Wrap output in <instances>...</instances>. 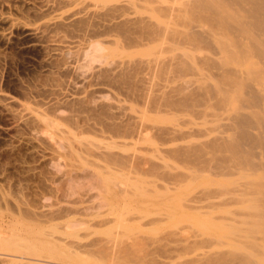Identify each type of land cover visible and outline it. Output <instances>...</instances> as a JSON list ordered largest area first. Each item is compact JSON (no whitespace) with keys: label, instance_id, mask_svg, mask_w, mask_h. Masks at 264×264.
<instances>
[{"label":"rangeland","instance_id":"rangeland-1","mask_svg":"<svg viewBox=\"0 0 264 264\" xmlns=\"http://www.w3.org/2000/svg\"><path fill=\"white\" fill-rule=\"evenodd\" d=\"M165 1L162 0L164 2L162 3L161 0H157L159 4L156 1L151 4L153 8L150 10V16L152 21L157 23L153 22L149 30L153 32L156 27L167 23V15L164 13L160 15L162 9L157 12L162 5L168 8L169 3L170 6L181 5L180 10H183L180 19H175L176 25L173 23L174 20L173 24H170L169 28H174L168 29V32L161 36L152 35L155 39L150 36L147 46H135L127 50L123 56L144 59L146 55L145 59L151 62L163 59L168 63L174 59L178 61V58L181 62L188 61L190 68L180 72V81L178 76L175 77L176 82L174 80L173 82L186 91L195 84L196 87L203 85V88L197 87V90L203 89L205 92L196 91L195 96L204 98L209 95V101L205 99L206 104L201 101L204 106L196 107V102L189 97V100L186 98L188 101L182 99V108L180 104L179 107L177 105L178 108L174 107L176 111L174 108H151L148 106V99L143 100L142 96H128V98L129 94L127 92L124 94L126 90L123 89L126 88L127 83L125 81L121 83L120 76H118L119 80L117 77L113 79L114 76H108V67L114 66V63L111 62L109 66L106 62L110 59L104 56L103 60L102 57L93 60L89 56L88 58L84 56L82 61L74 65L70 75L56 72L54 67H50V70H41L38 65V58L42 56L39 48L18 45L14 35L7 43L0 41L2 92L19 96V99L25 101L30 98V94L26 93L28 90L26 87L36 88L41 83L53 85L58 84L59 81L60 85L67 87L70 85L69 88L74 86L79 93L80 89L84 91L81 94H85L84 99L86 97L85 101L88 102L84 105H89L86 106L88 109L83 106L86 109H84L85 115L88 114L89 120L98 123V126L95 125L97 129H94L96 127H87L86 121L82 122L83 119H79V116L73 114L74 116H71L73 119H70L66 116L72 115L69 106L56 112L61 116L60 120L63 121L64 128H69L71 133L72 129H75L73 133L78 132L76 134L80 136L82 129L79 128L83 123V126L86 125L87 128L82 127V131L85 132H82L80 137L82 141L85 140L83 142L89 146L88 148L95 146L98 148L94 147V150L99 151H95L94 156L92 153L89 155L85 153L82 157L76 156L75 153L73 156V152L60 145L57 137L49 138L47 133L43 134L44 131L35 127L31 121L25 124L27 126L19 125L13 130L11 128L12 135H19L24 139L20 138L19 142L13 138V141L11 138L5 139L6 135L0 128V191L8 196L11 193L12 197L14 195L19 201V211L9 212V208L0 207V234L7 236L8 239L5 241L7 244L19 245L18 264H264V145L253 150L245 146V151L230 149L232 147L234 149L237 144L231 136L234 134L233 107L239 106L240 103L236 94L237 89L233 86L227 87L222 80L225 77L224 73L230 69L229 66L233 64L244 66V56L231 61L230 51L224 54L223 51H219L217 55L218 49L216 52L214 46L216 47L219 42L216 48L220 47L221 37H224L223 41L227 39L222 28L214 23V14H207V17L205 12H201L202 15L196 12L191 15L184 10V4L190 0L167 1L166 5ZM9 4L11 8H4L6 11L9 10L21 18L32 16L31 11L20 0H10ZM154 4L157 8L160 6L158 9L155 8L156 12ZM19 7L22 12L17 13L15 8L19 9ZM214 24L217 25L213 27ZM6 25L0 23V29L5 28ZM201 27L205 28L204 30L209 32L211 37L215 36L217 39L210 37L208 40L210 35L207 33L206 41L196 39V42H193L192 38H188L192 29L197 28L193 32L197 31L200 34ZM204 30L201 34H205ZM189 31L191 32L188 33ZM15 32H19V27H16ZM232 46L233 44L230 49L236 51L237 48ZM213 50L216 53L214 55ZM248 54L247 59H251L253 53ZM208 60H215L214 63L212 62L214 65ZM54 62L55 66L57 62ZM215 62L221 65L216 64L218 66L216 67ZM225 64L227 65L222 67ZM220 69L224 71L223 74H220ZM215 72L220 74L219 77ZM262 75L264 76V74L259 75L260 78ZM222 76L224 77L221 78ZM168 77L170 78L167 75V79ZM162 78L165 82L166 75ZM217 79H220L222 84H219L220 80ZM257 80L254 81L255 84L263 81ZM171 83L170 80L167 84ZM213 83L215 88L211 87ZM94 84L97 85V89L91 92L90 89L95 87ZM219 85L220 87H217ZM99 86L101 87L98 88ZM206 86L218 92L204 89ZM226 87L229 89L225 90ZM198 98L195 100L198 101ZM200 98L198 104L201 103ZM220 103H223L221 104L223 106ZM74 106L70 107L75 111L79 109H74L78 105ZM73 110L72 112L76 113ZM244 111L252 115L256 111L259 116L255 114L254 119L256 116L264 117V108L250 107ZM65 117L69 119L64 120ZM7 118L0 112V126H5L2 123H7ZM229 118H232V121ZM76 123L80 126L77 127ZM136 124L141 126V129L135 126ZM162 128L185 131L172 140L173 138L157 136L156 133ZM138 129L141 130L139 134L135 133ZM4 135L3 140L1 137ZM23 135L37 137V140L31 144L26 143ZM79 136L77 138H80ZM48 146L49 151L52 149V154L55 150L50 157L47 154ZM194 146L196 152L198 146V152L196 154L194 152L191 157L184 158L174 153L182 148L188 149ZM40 147L44 149L43 151H47L43 153L44 157L41 155ZM238 157L243 160H239ZM42 211L46 213L44 216H40L44 214ZM2 219H4L3 223ZM2 239L3 237L0 241L4 242ZM0 253L4 251L0 249Z\"/></svg>","mask_w":264,"mask_h":264},{"label":"bare ground","instance_id":"bare-ground-1","mask_svg":"<svg viewBox=\"0 0 264 264\" xmlns=\"http://www.w3.org/2000/svg\"><path fill=\"white\" fill-rule=\"evenodd\" d=\"M20 1L23 4H25L26 7L31 11V14L33 17L31 16L32 17V18L30 17L31 19L28 17L23 18L24 16L21 18V16L18 17L14 13L10 12L9 10L6 11L4 8H11V5L9 4L10 0H0V23H6L7 24L5 28L0 29V41L2 43H7L11 39V37H13V35H14L17 38L18 45L20 44L21 46L38 47L40 50V56L42 54L41 58L40 59L38 58V61H39L38 65H40L39 67L41 68V70L42 69L45 70V69H49L50 67L51 68L54 67L56 72H65V74L66 73L70 74V72H72V70L74 68V65L75 64L77 65L79 61H82L81 59L84 56L85 57L89 56V58L93 59V60L96 58H98V60H99V58H101V57L103 60V56H104V58H108V60L110 59L109 62L108 61L106 62V63H109V66H110L111 62H112V64L114 63V66H112V67L110 66L111 68L108 67L109 68L108 76L109 75L111 77L114 76L115 78H113V79H116V77H117V80H119L120 77H122L121 83H123L124 81L127 83V84L124 83V84H126V88L123 84H121V86L122 87L124 86V88H125L123 90L124 91L126 90L124 92V94L127 92V94H129V95H127V97L128 96H132V97H135V96L141 97L142 96L143 100H144V98L146 100L148 99L147 101L149 103L148 102L147 103L149 104L148 106H150L151 108H156V109L169 108V109H172L174 107L176 108L177 105L179 107V104L181 107V106H183L182 99L186 100V98H188V100H189V97L191 99H193L194 102H196V104L192 102L193 104L196 105V107H199V105L204 106L202 104V102L204 104H206L209 101L210 98H208L209 97L208 94H207L208 97L203 96V95H205V93H203V95L200 94L204 98H200V96L196 95L201 99L200 102L202 101L200 104H198L199 103L198 97H197L198 101L195 100V99H197L195 96L196 91L199 92V91L203 90V89L197 90V87H199L198 83H197V85H198L197 87H196V84L195 85L193 84L195 86V88H194V86L190 87L193 89L189 88V90H187V91H186V89L181 88V86H178L177 83H174V82H176L175 77L178 78V76H179V80L178 79L177 80L180 81L181 78H180L179 74H181L182 71L187 70V68L189 67V63H187L188 61L187 62H181V61H179V58H178V61L177 60L174 61L175 60L174 59L172 61H169L168 63H167V60H165L166 61L165 62L163 59H161V60L158 59V60H155L154 62H151V61L145 59L146 55L144 56V59L143 58H138V59L126 58L123 56L124 54H126L127 50H129L135 46H137V47L141 46V45L147 46L149 39H151L150 36L151 37H153L154 35H160L161 36V34L168 32V29L172 30L174 27H172V29L169 28L171 26L170 24L172 23V21L174 20L173 21V23H174V22H176L175 19H177V18L180 19V17H181V13L183 11V10L182 11L180 10L181 5L177 7V4H175L176 6L174 4L172 6V4H171V6H170V3H169L168 8L164 7V5H162L161 8H159L160 7L159 6L158 7L159 11L157 13H159L162 9V12H160V15L162 13H164V15H167L168 20H167V23L164 24V26L161 25V27H156L155 30L153 29L154 31L152 32V30H149V26L153 25L154 21H152V19H151L150 10L153 8L152 3L154 1L157 2V0H154V1H152V0H20ZM167 1L170 2V1H174V0H166L165 5H166ZM186 1H188V0H186ZM161 2H162V0H161ZM168 2H167V4H168ZM157 3L159 4L160 2H157ZM162 3H164V2H162ZM179 3H180V1H179ZM157 5H155L154 10H155V8H157L156 7ZM184 8H185L184 10L188 13L190 12L191 15L195 14L196 12L200 13L198 15H202L203 13H201V12H205L206 15L207 14L208 15L214 14L213 18H215V19L212 18L214 20V23H217L218 26L222 28V32H224V36L226 37L225 39H227V40L223 41L224 37L223 38L221 37L220 38L221 39L220 47H218V48H216V47L219 43L218 42L219 39L216 40L218 42L217 45L215 44L216 47L214 46L215 42L212 43L216 52L218 49L217 55H219V51H223L222 54H224V52L230 51L231 58H232V60L230 59L231 61H234V60L236 61L237 59H241L243 56H244L243 58L245 59V61H243V62H245L243 64L244 65L243 67H242V65L240 66L239 64H237V66H235L236 64L231 65L232 67L229 66L230 69L228 66H227L228 68L225 67V68H227V70L229 69L227 71L224 68L227 71V73L225 72L226 74L224 73L223 70L220 69V74L223 71L224 76H225V77L222 76L221 78H223V77L226 78V79H224V78L222 79L223 82H225L223 84H225L229 88H230V86L231 87L233 86L234 88L237 89V91H236L237 93L235 92V90H234V93L238 94V96H239L238 99H239V103H240V104H238L239 106L236 105L233 107L234 111H233L232 118H233L234 122H232V123L234 124V126L231 124V128L233 126L234 134L233 135L231 134V136L234 137L233 139L237 142V144L234 146V149H233V147L230 149H232L233 151H243V150L245 151V149H244L245 146H248L252 150L258 146H263L264 145V117H262V118L257 117L259 115L256 114V111H255V114L257 116H256V119H254L255 114H253V115L249 114V112H245L244 110L247 108L249 109L250 107H256L259 109L264 108V82H263L264 76L262 75L263 77L261 76V78L259 76L261 74H264V0H190V1H188L187 4L186 3L184 4ZM15 9H16L17 13L22 12L20 7H19V9H17V8H15ZM157 9L155 10V12L157 11ZM164 15H163V17H164ZM206 15H204V16H206ZM208 15H207V17H208ZM210 21L213 22L212 20H210ZM154 23H157V22H154ZM217 24H214L212 26L214 27ZM185 25H186V23H185ZM16 27H19V32H17V33L15 32ZM210 28H211V25H210ZM221 28H218V29H221ZM204 29L202 28L201 32ZM193 30L195 31V30H197V28L192 29V32L191 31L188 32V33L191 32L190 34H188L190 37H188V35L186 34L188 38H192L194 40L193 42H196L195 41L196 39H199L200 41L201 40L206 41L207 40L206 39L207 34L210 35V33L209 32L207 33L206 30H204V31H206L205 34H201V32H199V30H198V32L200 34H198L197 31L193 32ZM208 31H210V30H208ZM170 32H172V31H170ZM213 32H215V31L213 30ZM217 33H215V34H217ZM221 34H223V33H221ZM205 35H206V37H205ZM202 37L203 38L205 37V38L203 39ZM210 37H211V35L208 37V40ZM157 38H158V36H157ZM212 38L217 39L215 36L211 37L210 39H212ZM180 39H182V38H180ZM176 41H177V39H176ZM210 41L213 42V40H210ZM187 43H189V41ZM232 44H233V46H235V49L237 48L236 51L230 49ZM215 50H213V55L215 53L214 52ZM248 53H250V54L253 53L251 56V59L250 58L247 59ZM222 54L220 53V56ZM230 54L225 53V55H230ZM250 54H248V55H250ZM253 55L255 57H253ZM220 56H219V58H221ZM225 57H227V56H225ZM228 58H230V56ZM252 58H254V59H252ZM255 58H256V60H255ZM169 60H171V59L169 58ZM54 61L57 62L55 64V66L53 64ZM89 61H91V60H89ZM214 61H211V63L212 62L214 63ZM179 62H181V63H179ZM229 62H227L228 65H230ZM194 63H195V61H194ZM213 63H212V65H214ZM221 63H222V61H221ZM216 64H218V66L221 65V64L215 62V66H216ZM227 64L223 65L222 67L226 66ZM215 66H213V67H215ZM218 66H216V67H218ZM210 68H211V66H210ZM214 70H216V69H214ZM215 73H217V72H215ZM157 74H159V75H157ZM217 74H218L217 76L219 77L220 74L219 73H217ZM62 75H63V73H62ZM163 75L164 76L166 75V81L169 79L167 83H170V80H171L172 83H174V85L172 83H171L172 85L167 84L166 81L164 82L165 79L163 80V78H162ZM167 75L170 76V78L172 77V79H170L169 77L167 79ZM118 76H120V77L118 78ZM154 76L156 79H154ZM258 76H259V78H257ZM157 77H160L161 79L157 78ZM158 79H160V80H158ZM256 79H258L257 81H259V80L260 81L263 80V81H261L260 84L259 83L255 84L256 82L254 83V81ZM173 80H174V82H173ZM218 80H220V79H217V81ZM200 82H199V84H200ZM226 82L229 85H227ZM59 83L60 82L58 81V84H56V83H54V84L52 83L53 85L47 84L48 86L46 84L44 85L41 83V84H38L36 86V88H31V86L26 87V89L28 88V90L25 89L26 93L30 94V98L27 99L26 97H24V99H27L25 101L23 99H19L18 98L19 96L15 97V96H12L11 94L7 93V92L5 93V92H2V90H0V112L4 113L8 117L7 123L6 122H5L6 124L2 123L5 126H3V127L0 126L1 132H3L6 135L5 139L11 138V140H12V138H13L14 140L19 142V139L21 138V136L19 137V135L16 136L15 134L12 135V133L10 131L11 128L13 130L14 127L16 128L19 125L23 126L28 121H31L35 125V127H37L39 130H42L45 132V133L43 132V134L47 133V136L49 135V138L53 137V139L54 138L56 139V137H57L58 141L60 140L59 141L60 145L66 147V149L68 148L67 150H70L71 152H73V156H74V153L76 154V156H81V157L85 153H88V155L92 153L94 156L96 154L95 151H97L98 149L94 150L95 146L93 148L90 146V148L92 149V150H90V148H88L89 146L85 145V142H83L85 140L82 141V139L80 137L81 134H83L85 132V131L83 132L82 130L86 125H87V127H93V128L96 127L95 125L98 126V123L95 120L94 121L89 120V118L87 117L88 114H87V116L85 115L86 114L85 110L88 109L86 106L88 104L86 106L84 105V104H86L85 102H87V101H85L87 98L85 97V99H84L85 94L84 95L81 94L82 92L84 93V91H81V89H80V93H79V90L75 89L74 86L69 88L70 85L67 87V86L60 85ZM215 83H217V82H215ZM218 83L222 84V81L220 80V81H218ZM66 85H68V84H66ZM184 85H183V87H184ZM186 85H189V84H186ZM200 86H202V87H199L200 89L203 88V85H200ZM209 86H210V84H209ZM100 87L101 86H99L98 88H100ZM207 87L208 86L204 87V89ZM211 87L215 88L214 83H213V86H211ZM217 87H220V85ZM227 87H226V89L225 88L224 89L225 90L229 89ZM96 89H97V85H95V87H93V88L91 87L90 90H91V92H94V91H96ZM90 90H88V91L90 92ZM206 90H210V91L215 90L216 91V89H208V88ZM220 90H221V88H220ZM27 91H29V92H27ZM217 92H215V93H217ZM227 92L228 91H226V93ZM98 93H100V92H98ZM199 93H197V94H199ZM27 95L25 94V96H27ZM184 95H186V96H184ZM28 97H29V95H28ZM205 99H207V102ZM161 100H163V102ZM188 100H186V101H188ZM211 102H209V103L211 104ZM217 103H218V101H217ZM221 104H223V103H220V105ZM74 105L75 106L78 105V106L75 107ZM195 105H193L194 108H196ZM65 106H66V108L69 106V109H71L70 114H72V115H69V114L66 115V116L70 117V119L72 118L71 116L75 115L77 117L79 116L78 117L79 119L82 118L83 119L82 122L86 121L85 122L86 125L83 126V124H84L83 123L81 125L83 128L82 127L79 128V129H82L80 132V136H79V134L78 135L76 134L78 132L73 133V131L75 129H72V133H71V131L68 130L69 128H67V127L64 128L65 125L63 126V121L60 120L61 116H59V114L56 113L58 110H60L61 108L63 109V107H65ZM70 106H74L75 107L74 109H76V108L77 109L79 108V109L75 111ZM83 106L86 107V109ZM221 106H223V105H221ZM112 107H114V106L112 105ZM175 108H174V110H175ZM181 108H180V110H181ZM72 110L76 113H73ZM249 111L251 112V109ZM261 113H263V112H261ZM56 114H58V116ZM57 118H59V119H57ZM62 118H64V117H62ZM232 118L231 119L229 118V119L232 121ZM66 119H67V117H65L64 120H66ZM130 119H131V117H130ZM59 120H60V122H62V124H60ZM209 120H211V119H209ZM188 121H189V119H188ZM74 122H75V120H74ZM120 122L122 123L124 121H120ZM186 123H187V121H186ZM217 123H219V122H217ZM79 124H77V127L80 126ZM25 126H27V125H25ZM62 126H63V128H62ZM106 126H109V125H106ZM135 126H139V125L136 124ZM87 127H85V128H87ZM229 127H230V125H229ZM70 128H74V127H70ZM107 128H106V131H107ZM139 128L141 129V126H139ZM176 128H174V129L173 128H171V129H166V128L163 129L162 128L156 134H158L157 136H161L163 138H169V139L173 138L172 140H174V138L178 137L180 133H184L182 131H185V130H181V132H180L179 129H176ZM94 129H97V127ZM104 129H105V127H104ZM134 129H135V127H134ZM136 129H137V127H136ZM142 129H143V127H142ZM42 131H39V132H42ZM101 132L104 133V131H101ZM140 132H141V130L138 129V132H135V133L139 134ZM112 133H114V132H112ZM230 133H232V132H230ZM185 134H186V132H185ZM5 135L3 137H1V138H3V140H4ZM23 136H24V138H26L25 139L26 141H24L26 143L29 142L31 144L37 140L36 139L37 137L35 138L34 136H31V135L29 137H28V135L27 136L23 135ZM78 136L80 138H77ZM21 139L24 140L23 138H21ZM228 139H229V137H228ZM230 139H232V138H230ZM161 140L162 139H160V141ZM211 140H212V138H211ZM219 140H220V138H219ZM222 140H225V139H222ZM162 141H164V140H162ZM210 143H212V142L210 141ZM38 144H40V143H38ZM90 144L91 143H89V145ZM197 147H196V150L198 152ZM218 147L220 148V146H218ZM95 148H98V147H95ZM193 148H188V149L182 148V149L175 151V152L173 150H171V151H173L175 153V155L177 154L178 156H184V158H185V156L191 157L190 155H192V154L194 155V152H195V154L197 153L195 151V146ZM200 148L201 147H199V150H200ZM215 148H217V147H215ZM36 149H38V148H36ZM40 149H41V147H40ZM42 149L40 151H42L41 155H43L42 157H44L45 154H43V153H46L47 151L46 150L43 151L44 149L43 150ZM227 149H229V148H227ZM50 150L51 151H49V146H48L47 154L49 155V157L52 156L54 154V151H55V150H53V154H52V149H50ZM174 150H176V149H174ZM213 150H214V147H213ZM92 151H94V152H92ZM199 152H201V151H199ZM39 153H37V154H39ZM241 153H245V152H241ZM239 154H240V152H239ZM98 155H99V153H98ZM241 155H243V154H241ZM38 156H40V155H38ZM57 156H59V154ZM240 157H242V156H240ZM217 158H219V157H217ZM238 159H239V157H238ZM240 159H242V158H240ZM245 160H247V159H245ZM240 162H242V161H240ZM215 164H216V162H215ZM212 169H213V167H212ZM1 189H2V187H1ZM1 191H0V207L9 208V212L10 211L12 212L14 210L19 211V201L17 200L18 198L16 197L17 198L16 199L14 195L12 197L11 193H9V196H8V194H5V193H4L5 194L4 195ZM10 194H11V196H10ZM38 214H40V213H38ZM45 214L46 213H44L43 215L40 214V216H44ZM10 215H11V213H10ZM3 220L4 219L1 220L2 223H3ZM3 235L1 233L0 238L3 237L2 240L5 242L8 238L6 235H5L6 237ZM11 237H13V236H11ZM4 242L0 241V249H1V251L2 250L4 251V253H2V254L0 253L1 254L0 255V264H18L19 263V253H18L17 249H18L19 245L18 246L15 245L16 243H13L14 245L13 244H7L6 242H5L6 244H4Z\"/></svg>","mask_w":264,"mask_h":264}]
</instances>
